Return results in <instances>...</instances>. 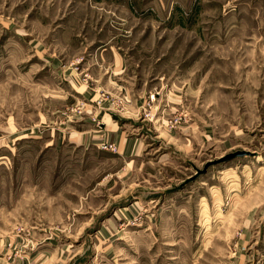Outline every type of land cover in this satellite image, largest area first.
<instances>
[{
    "label": "rangeland",
    "instance_id": "1",
    "mask_svg": "<svg viewBox=\"0 0 264 264\" xmlns=\"http://www.w3.org/2000/svg\"><path fill=\"white\" fill-rule=\"evenodd\" d=\"M0 264H264V0H0Z\"/></svg>",
    "mask_w": 264,
    "mask_h": 264
},
{
    "label": "water",
    "instance_id": "2",
    "mask_svg": "<svg viewBox=\"0 0 264 264\" xmlns=\"http://www.w3.org/2000/svg\"><path fill=\"white\" fill-rule=\"evenodd\" d=\"M245 153L244 152H237V153H235V154H233V155H229V156H227L225 159H223V160H228V159H231V158H233V157H239V156H242V155H244Z\"/></svg>",
    "mask_w": 264,
    "mask_h": 264
},
{
    "label": "bare ground",
    "instance_id": "3",
    "mask_svg": "<svg viewBox=\"0 0 264 264\" xmlns=\"http://www.w3.org/2000/svg\"><path fill=\"white\" fill-rule=\"evenodd\" d=\"M121 212H123V210H120Z\"/></svg>",
    "mask_w": 264,
    "mask_h": 264
}]
</instances>
